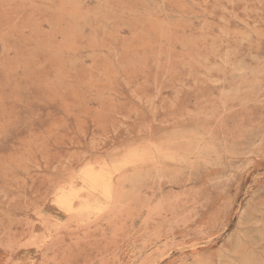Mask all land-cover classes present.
Here are the masks:
<instances>
[{
  "label": "rangeland",
  "instance_id": "374dc122",
  "mask_svg": "<svg viewBox=\"0 0 264 264\" xmlns=\"http://www.w3.org/2000/svg\"><path fill=\"white\" fill-rule=\"evenodd\" d=\"M248 261L264 0H0V264Z\"/></svg>",
  "mask_w": 264,
  "mask_h": 264
},
{
  "label": "bare ground",
  "instance_id": "6f19581e",
  "mask_svg": "<svg viewBox=\"0 0 264 264\" xmlns=\"http://www.w3.org/2000/svg\"><path fill=\"white\" fill-rule=\"evenodd\" d=\"M166 16V15H165ZM84 180L85 181H87V182H89L90 184H92L93 185V187L94 188H96V190H99L98 189V187H99V179H98V177H97V175H86L85 177H84ZM107 190H109L108 188H107ZM99 192H101L102 194H104V195H106V189L105 188H102ZM109 193V192H108ZM5 198V197H4ZM55 201H58L59 202V198H58V200H57V197H56V200ZM58 205H59V203H58ZM82 205V204H81ZM80 205V206H81ZM79 206V207H80ZM84 207V209L83 210H85V208L87 209V207H85V206H83ZM82 207V208H83ZM62 208V207H61ZM65 210H67V211H71L72 212V210H73V206H72V204L71 205H69V206H67L66 208H64ZM79 209V208H78ZM80 209H81V207H80ZM79 209V210H80ZM74 211V210H73ZM77 212V211H76ZM80 212H82V210H80ZM245 264H250V261H248V262H245Z\"/></svg>",
  "mask_w": 264,
  "mask_h": 264
}]
</instances>
